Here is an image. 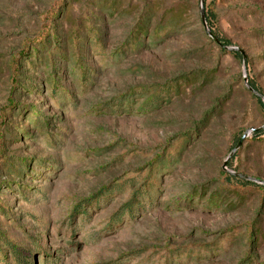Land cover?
I'll return each mask as SVG.
<instances>
[{
    "label": "rangeland",
    "instance_id": "obj_1",
    "mask_svg": "<svg viewBox=\"0 0 264 264\" xmlns=\"http://www.w3.org/2000/svg\"><path fill=\"white\" fill-rule=\"evenodd\" d=\"M204 14L0 0V264H264V0Z\"/></svg>",
    "mask_w": 264,
    "mask_h": 264
},
{
    "label": "trees",
    "instance_id": "obj_2",
    "mask_svg": "<svg viewBox=\"0 0 264 264\" xmlns=\"http://www.w3.org/2000/svg\"><path fill=\"white\" fill-rule=\"evenodd\" d=\"M63 5H61V7H62ZM58 13V12H57ZM56 16V17H55ZM57 16H58V14L57 15H54V18H57ZM207 22L209 23V19L207 20ZM44 35H43V38H42V40H40V42H39V48H40V50H44L45 49V47H46V45H47V42H50V39H49V36H50V34H51V32H50V28H47L46 29V27H45V29H44ZM52 38H55V36L54 35H52ZM218 38V37H217ZM219 39V38H218ZM46 40V41H45ZM220 41V43L221 44H223V45H228V42H226V41H223L222 39H219ZM52 42V41H51ZM34 54H36V56H37V54H38V59L40 58L39 56H40V52L39 51H37L36 49H34L32 52L31 51H28V49H26L25 50V54H23V56L25 57V56H27V58H32V56L34 55ZM53 52H52V56H51V58H53ZM79 64H81V63H79ZM13 73H14V75L16 76V75H18V74H20V64H17L16 62H14V64H13ZM84 78H86L85 77V73H84V76H83ZM86 79H84V81H85ZM54 83H55V81H54ZM55 85V87H54V89L55 90H57L56 92H58V89H59V85L57 84V83H55L54 84ZM256 135H258V134H256ZM152 179H149V181H148V184L149 185H147V188L144 190V191H141L140 190V192L138 193V195L133 199V203L129 206V207H127L128 209H127V214L129 215V216H133L134 215V211H135V209L136 210H141V207H142V205H143V203H141L139 200L141 199V200H144V201H147L148 202V204H152V203H154L155 201H156V199H154L153 198V196L151 195V192L152 191H154L153 193H157V182L158 181H151ZM151 182V183H150ZM152 190V191H151ZM102 196V193H100L98 196H96V199H98V198H100ZM88 206H90V205H88ZM81 209L79 208V209H75V214L77 215V214H79V213H81ZM83 212V215H85L86 213V211L84 212V211H82ZM122 215L124 214V213H121ZM82 215V216H83Z\"/></svg>",
    "mask_w": 264,
    "mask_h": 264
},
{
    "label": "water",
    "instance_id": "obj_3",
    "mask_svg": "<svg viewBox=\"0 0 264 264\" xmlns=\"http://www.w3.org/2000/svg\"><path fill=\"white\" fill-rule=\"evenodd\" d=\"M201 4H202V21L205 25V27L207 28V21H206V18H205V14H204V0H201ZM209 32V31H208ZM210 36L212 37V34L209 32ZM216 41L217 44H220L219 40L218 39H214ZM241 54H243L242 51H239ZM243 58H244V61L246 60L244 54H243ZM256 131V130H254ZM247 136H245L243 139H245ZM241 145V143L238 145V147Z\"/></svg>",
    "mask_w": 264,
    "mask_h": 264
}]
</instances>
